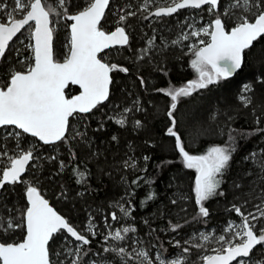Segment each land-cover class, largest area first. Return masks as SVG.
I'll return each mask as SVG.
<instances>
[{
	"label": "snow or ice",
	"instance_id": "obj_1",
	"mask_svg": "<svg viewBox=\"0 0 264 264\" xmlns=\"http://www.w3.org/2000/svg\"><path fill=\"white\" fill-rule=\"evenodd\" d=\"M149 3L150 0H144L140 8L141 12L146 13L144 19L171 16L181 9H201L204 6L213 17L207 26L172 41L173 45H177L188 40L190 35L202 45L193 43L187 46L192 54L190 67L196 78L180 87L156 89L170 98L167 110L170 125L165 134L174 138V149L183 167L195 171L192 191L197 215L207 218L210 213L206 202L225 195L221 186L237 150V138L229 131L224 144L213 145L200 155L190 154L174 113L181 98L191 97L199 90L226 80L241 68L245 50L264 38V0H227L226 4L225 0H166L167 6L157 5L154 11H149ZM69 4L70 0H14L9 11L8 3L0 0V14L3 15V22H0V61L5 60L14 38L19 39L24 32H28L32 41L27 45L32 51L31 60L27 64L21 60L24 69L8 72L7 80L0 87V129L4 130L0 133V160L5 161L0 164V190H5L6 185L14 189L15 185L20 184L24 186L25 197L24 205L18 208L15 205L10 207L5 197L0 196V201H3L0 203V238L7 237L0 239V264H66V261L67 264H86L84 257L90 251L86 246H90L97 235L91 219L85 227L87 235L77 230L50 206L35 184L25 177V173L30 171L29 165L34 166V162L40 159L36 155V145L27 141L26 137L35 138L43 145H53L67 142L71 133L72 139L80 137L90 143L86 132H72L70 118L79 119L81 114L98 109L109 100L110 86L113 84L111 74L128 73L127 67L108 62L106 50L129 45L130 34L125 25L130 17L136 16V12L130 10L131 5L128 6L129 10L119 9L116 26L106 31L102 21H106L110 0H85L75 13L71 12ZM61 21L71 23L64 25L69 30L64 43L66 51L63 60L58 61L54 58L53 40ZM202 36L208 39H200ZM147 45L137 57L139 60H143L155 46V37L149 39ZM139 79L143 86L145 80L142 77ZM69 84L78 85L79 94L69 98L65 92ZM252 91L251 86L246 84L238 97L245 108L253 105V99L248 95ZM133 111L140 109L134 104L107 118L124 127L128 123V114ZM255 123H261L259 116L255 117ZM135 126H141L139 119L135 121ZM257 130L264 132V128ZM195 134L196 130L193 131ZM112 139L117 138L113 136ZM71 156L76 159L75 152H71ZM244 160L252 164L258 182L264 184V156L258 157L256 152H252ZM124 166L125 169H135L136 163L130 158ZM60 167H65L63 161ZM252 174L251 170L246 173ZM76 176L77 183L86 182V171L77 170ZM36 179L33 174V180ZM141 179L138 177L132 183L138 185ZM234 187L240 189L242 185L237 183ZM152 198V194L147 196L148 200ZM253 198L259 199L260 203L253 204L251 209L242 210L240 205L232 204L231 211L239 218V223L229 221L219 235L201 233V242L191 245L198 249H206L208 244L218 245L210 249L214 254L202 256L201 264H247L248 259L253 258L254 250L261 251L264 256V188ZM248 202L245 200L244 204ZM172 203L176 204L177 200L173 199ZM117 207L124 217L131 215L123 205ZM110 217L115 222L120 219L116 212L110 213ZM105 226L111 227L107 217ZM179 227V224L173 225L172 231ZM17 230H22V238L8 242ZM136 231L133 226L123 225L119 229H112L107 233L105 243L112 240L116 246L105 247L103 251L114 253L121 264H187L184 255L165 259L162 254H157L153 258L148 251L136 247L142 243L130 235ZM69 237L74 242L72 247H68ZM57 239L61 242L60 251L53 247ZM128 241L127 246H119ZM176 245L179 247L180 242L177 241ZM189 251V247L182 250L183 254ZM53 255L58 258L55 262ZM61 256L66 259H60Z\"/></svg>",
	"mask_w": 264,
	"mask_h": 264
},
{
	"label": "trees",
	"instance_id": "obj_2",
	"mask_svg": "<svg viewBox=\"0 0 264 264\" xmlns=\"http://www.w3.org/2000/svg\"><path fill=\"white\" fill-rule=\"evenodd\" d=\"M5 2L8 5L11 3L8 0ZM84 3L85 0H70L69 8L75 13ZM129 5H134L133 0H111L106 11V21H102L106 31L112 30L110 21L114 6ZM157 5L167 6L166 0H154L153 9ZM186 11L204 15L206 10L205 7L197 10L182 9L171 16L154 17L157 22L151 25L143 18L146 13L141 11H136V16L128 19L125 27L130 34L129 45L109 50L112 53L118 52L114 59L111 58L112 61L109 59L110 62L127 67L128 73H112L109 100L92 113L81 114L79 119H70L72 132H86L90 143L80 137L72 139L71 133L67 142L53 145H43L35 138L26 137L27 141L36 145V155L40 157L34 162L37 165L33 167L30 164V171L25 174L29 182H33L42 196L77 230L88 234L85 231L88 218H92L96 224L97 235L91 245L86 246L90 249L84 257L86 264H121L120 258L114 253L103 251L105 247L116 246L112 240L105 243V226L103 228L102 225L105 217L108 218V224L112 222V212L120 216L118 227L133 226L137 229L136 233L130 234L142 241L136 246L148 251L153 258L156 252L164 258L181 254L187 264H201L203 255L213 254L210 249L214 243L208 244L206 249L192 247L193 243L201 242L198 234L205 230L221 234L228 220L239 221L231 211L232 204L240 205L244 210L260 201L253 197L264 188V184L258 182L252 164L246 162L244 157L252 152H256L258 157L264 156V132L257 130L264 128V38L255 41L251 49L245 50L242 66L232 77L199 90L191 97L181 98L174 113L186 150L190 154L200 155L213 145L224 144L229 131L237 138V150L221 186L225 195L206 202L209 217L200 218L197 215L192 191L195 171L183 167L174 149V138L165 134L170 125L167 117L170 98L156 89L180 87L196 77L190 67L192 54L186 55L172 45H161L157 36L170 35L173 27L176 32L175 27L180 22L178 18ZM0 22H3L2 14ZM68 23L61 21L59 30L54 34V58L58 61L64 58L60 46L67 40L69 30L64 25ZM149 36L155 37L158 53L151 58L139 60L136 50L143 46ZM20 38L11 43L5 60L0 61V87L7 80L8 72L23 69L24 64L19 62L20 58L28 57L31 60L32 51L27 48L21 49L18 57H14L15 50L20 47ZM28 42L32 43L31 39ZM141 77L146 82L143 86L140 84ZM244 83L249 84L253 90L248 93L253 99V105L248 108L243 107L238 99ZM65 92L72 96L78 93V89L69 86ZM134 104L140 111L130 112L124 127L107 118ZM256 116L260 117L259 125L255 123ZM137 119L141 121L139 128L135 126ZM3 131L0 129V133ZM113 136L117 139L113 140ZM71 152H75L76 159H72ZM130 158L136 163L135 169H125V161ZM61 161L64 162V168L60 167ZM3 163L5 161L0 160V164ZM77 170L86 171L85 183H77ZM250 170L253 174L246 175ZM33 174L38 179L33 180ZM138 177L143 179L138 185L133 184L132 181ZM237 183L242 185L240 189L234 187ZM149 194L153 196L151 200L147 199ZM0 196L5 197L10 207L15 205L22 208L25 203L24 186L17 184L13 189V186L7 185ZM173 199L177 200L176 204L172 203ZM245 200L249 201L246 205ZM117 205L128 208L131 215L124 217L119 213ZM176 224L180 227L172 231V226ZM22 236V230H17L8 242L19 240ZM69 241L74 243L71 238ZM177 241L180 242L179 247ZM129 243L124 242L119 246H127ZM53 247L59 250L57 243ZM184 247H189V253L183 254ZM260 253L254 250L253 256H261Z\"/></svg>",
	"mask_w": 264,
	"mask_h": 264
},
{
	"label": "rangeland",
	"instance_id": "obj_3",
	"mask_svg": "<svg viewBox=\"0 0 264 264\" xmlns=\"http://www.w3.org/2000/svg\"><path fill=\"white\" fill-rule=\"evenodd\" d=\"M8 1H11V3H10V5H9V8L7 9V10H11V7L13 6V2H14V0H8ZM143 2H144V0H133V3H134V5H131V8H130V10L131 11H134V12H136V11H140V8H141V6L143 5ZM227 3V0H225V4ZM121 8H124L125 10H129V8H128V6H120V7H115L114 6V12H113V14H112V17H111V29L113 30L114 29V27L116 26V21H117V16H118V14H119V9H121ZM206 8L207 7H205V10H206ZM155 9H153V7H152V0H150V3H149V11H154ZM191 10V9H190ZM211 18V19H210ZM178 19H180L179 21V23L177 24V26L175 27L176 28V32H174V27H173V29H172V31H171V33H170V35L168 34V36H163V35H161V34H158V39H160V40H158V42L159 43H161V45H164V46H169V45H172V46H175V47H177V48H180L183 52H184V54H186V55H191V52L189 51V49H188V45L189 44H193V43H195V44H197L198 46H202V45H199V43H198V39L196 38V37H191L190 35H189V39L188 40H185V41H182L181 43H178L177 45H173L172 44V41H174V40H178L183 34H190L191 33V31H193V30H198L201 26H207L210 22H211V20L213 19V17L207 12V11H205V13H204V15H202V14H191L189 11H186V12H184L183 14H181V16L178 18ZM225 19H227V18H225ZM147 22H148V24L149 25H151V24H154V23H156L157 21L156 20H154V16L153 17H150L149 19H147ZM59 30V26H57V31ZM158 31V30H157ZM170 38V42H169V38ZM29 39H31L30 38V34L28 33V32H24V34H23V36H21V38H20V40L18 41V43H19V46L20 47H17V49L15 50L16 52H15V55H14V57L16 58V57H18V53H19V51L21 50V49H30V48H28L27 47V45L28 44H30L29 42H28V40ZM149 39H151V36H149L146 40H145V42H144V44H143V46H141V47H139L137 50H136V54L139 56L140 54H142L141 53V50L143 49V48H146L148 45H147V41L149 40ZM200 39H204V40H207L208 39V37H200ZM21 40H23L24 42L23 43H21L20 41ZM60 49H61V51H63V55H64V52H65V47H64V42L62 43V45L60 46ZM18 50V51H17ZM158 50H157V45H156V43H155V46L149 51V53H148V55L144 58V59H148V58H151L154 54H157L158 52H157ZM108 52V57H107V59H108V62L109 63H113V62H110V60H111V58L112 59H114L117 55H118V52L116 51V52H113L112 53V51H107ZM137 56V57H138ZM110 59V60H109ZM191 59L192 58H190L189 60L191 61ZM21 60H24V63L25 64H27L30 60H29V58L28 57H23V58H20V60H19V62L21 61ZM63 60V59H62ZM112 61V60H111ZM23 69H24V67H23ZM22 69V70H23ZM113 73H115V72H113ZM123 74H125V73H123ZM247 83H244L243 85H242V87L240 88V94H239V96L242 94V90H243V87H244V85H246ZM247 85H249V84H247ZM115 113V112H114ZM190 131V130H189ZM37 161V160H36ZM37 165V163H34V166L33 167H35ZM194 179H195V176H194ZM258 203H260V201L258 202ZM251 209V208H250ZM92 220V218H88L87 219V221H86V223H85V227H86V225H87V223H88V221L89 220ZM229 221H231V222H234V223H239L240 221H234V220H228L227 221V223L229 222ZM92 222H93V220H92ZM113 222V221H112ZM112 222H110L109 223V225H111V227H106L105 226V221H104V219H103V228H104V226H105V233H104V235H105V237L107 236V233L109 232V231H111L112 229H119L120 227H118L117 226V222L115 223V224H113ZM93 224H94V226H95V230H96V224L93 222ZM102 225L100 226V227H102ZM227 226V224L224 226V228ZM100 229V228H99ZM96 232H97V230H96ZM201 233H204V234H211V235H218V234H216V232L215 231H213V230H210V231H207V230H205V231H202V232H200V234ZM200 234H198V236H200ZM66 235V234H65ZM199 238V237H198ZM73 242V241H72ZM57 248L59 249L58 251H60V240L59 239H57ZM74 245V243H71L70 241H69V244H68V247H72ZM136 247H139V246H136ZM214 247H218V245H215L214 244ZM139 248H141V247H139ZM158 253L156 252L155 254H154V256H156ZM261 254V256H259V255H254L253 256V258H250V259H248V261H247V264H264V256H262V253H260ZM209 255H211V254H209ZM178 256H181V254H176V255H174V256H170V257H168V258H165V259H174V258H177ZM52 259H54V261H56L58 258L55 256V255H53V257H52ZM60 259H66L64 256H61L60 257ZM66 264H67V261H66ZM107 264H109V263H107ZM234 264H236V263H234Z\"/></svg>",
	"mask_w": 264,
	"mask_h": 264
},
{
	"label": "water",
	"instance_id": "obj_4",
	"mask_svg": "<svg viewBox=\"0 0 264 264\" xmlns=\"http://www.w3.org/2000/svg\"><path fill=\"white\" fill-rule=\"evenodd\" d=\"M110 2H111V0H110ZM164 7V6H163ZM204 7H207V6H204ZM204 7H202V8H204ZM186 9H191V8H186ZM182 10V9H181ZM195 10H197V9H195ZM107 11V10H106ZM180 11V10H179ZM71 23V22H70ZM14 40H15V38H14ZM11 45V44H10ZM109 50V49H108ZM108 50H106V51H108ZM243 63V62H242ZM239 70V69H238ZM238 70H236L234 73H233V75L238 71ZM232 75V76H233ZM231 76V77H232ZM69 86H72V87H76L78 90H79V92H80V89H79V86L78 85H72V84H69L68 85V87ZM67 89V88H66ZM65 89V90H66ZM79 92L77 93V94H79ZM77 94H75V95H77ZM71 96H69V98H70ZM106 102V101H105ZM71 119V118H70ZM39 142V141H38ZM41 144H42V142H40ZM58 143V142H57ZM26 174V173H25ZM7 186V185H6ZM3 190H0V194H1V192H2ZM44 197V196H43ZM45 198V197H44ZM49 204H50V202H49ZM50 206H52L51 204H50ZM53 207V206H52ZM53 209L55 210V211H57L54 207H53ZM58 212V211H57ZM58 214H60L59 212H58ZM61 215V214H60ZM66 234V233H65ZM67 235V234H66ZM70 238V237H69ZM72 239V238H71ZM214 254V253H213ZM212 255V254H211ZM234 263H236V262H233V264Z\"/></svg>",
	"mask_w": 264,
	"mask_h": 264
},
{
	"label": "flooded vegetation",
	"instance_id": "obj_5",
	"mask_svg": "<svg viewBox=\"0 0 264 264\" xmlns=\"http://www.w3.org/2000/svg\"><path fill=\"white\" fill-rule=\"evenodd\" d=\"M109 50H111V49H109ZM109 50H108V51H109ZM102 54H103V53H102ZM102 54H101V55H102ZM78 92H79V90H78Z\"/></svg>",
	"mask_w": 264,
	"mask_h": 264
}]
</instances>
